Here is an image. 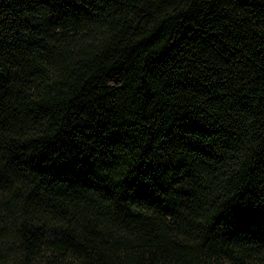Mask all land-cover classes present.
Wrapping results in <instances>:
<instances>
[{
	"label": "trees",
	"instance_id": "obj_1",
	"mask_svg": "<svg viewBox=\"0 0 264 264\" xmlns=\"http://www.w3.org/2000/svg\"><path fill=\"white\" fill-rule=\"evenodd\" d=\"M0 264H264V0H0Z\"/></svg>",
	"mask_w": 264,
	"mask_h": 264
}]
</instances>
